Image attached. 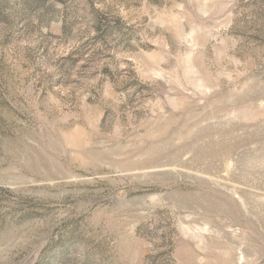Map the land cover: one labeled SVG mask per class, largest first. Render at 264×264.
<instances>
[{"label": "rangeland", "instance_id": "rangeland-1", "mask_svg": "<svg viewBox=\"0 0 264 264\" xmlns=\"http://www.w3.org/2000/svg\"><path fill=\"white\" fill-rule=\"evenodd\" d=\"M0 264H264V0H0Z\"/></svg>", "mask_w": 264, "mask_h": 264}]
</instances>
